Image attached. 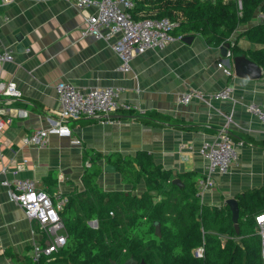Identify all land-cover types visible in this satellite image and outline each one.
Listing matches in <instances>:
<instances>
[{"label":"crops","instance_id":"1","mask_svg":"<svg viewBox=\"0 0 264 264\" xmlns=\"http://www.w3.org/2000/svg\"><path fill=\"white\" fill-rule=\"evenodd\" d=\"M85 12L73 0H0V50L13 56L0 63V80L14 81L20 91L19 98L0 97V114L11 118L0 130V264H37L32 259V244L43 242L40 234L33 232L36 223L10 198L3 180L26 177L34 180L37 188L69 196L83 189L81 175L93 150L102 154L101 187L125 189L115 169H104L109 163L107 156L144 150L162 169L171 171L172 178L181 179L187 171L195 173L197 185L207 174V161L199 147L224 125L234 137L245 134L264 140V123L246 110L248 102L264 100L263 68L257 79L227 76L217 67V62L227 60L219 46L208 45L194 34L189 43L180 39L137 54L131 60V70L123 72L111 39L82 34ZM239 33H232L230 43ZM238 45L246 55L248 49L258 47L245 35L239 37ZM59 81L80 90L117 87L122 101L164 112L195 128L149 126L117 111L103 118L70 119L71 135L49 130L39 143L23 142L30 132L52 124L58 107L55 84ZM227 85L232 87L229 99L207 103L193 97L186 104L179 102L183 92H209ZM20 109L25 114L19 115ZM73 137L80 143H74ZM236 147L237 159L229 170L214 174L213 187L199 191L203 204L221 206L227 197L264 188V147ZM143 187L141 182L135 192Z\"/></svg>","mask_w":264,"mask_h":264},{"label":"trees","instance_id":"2","mask_svg":"<svg viewBox=\"0 0 264 264\" xmlns=\"http://www.w3.org/2000/svg\"><path fill=\"white\" fill-rule=\"evenodd\" d=\"M131 2L127 11L133 19L168 17L178 23L173 34H197L212 46L229 41L232 33L246 23L230 43V55H246L238 45L239 37L245 35L258 45L248 49L247 56L264 70V20L247 24L257 12H264V0H240L239 5L236 0ZM122 112L149 126L195 128L155 109ZM230 136L242 144L264 147L261 139L245 134ZM92 152L81 175L83 189L72 191L60 212L66 243L37 264H111V260L122 263L129 256L136 259L133 264L141 260L145 264H264L255 222V216L264 212L263 187L236 195L237 232L227 204L208 206L201 202L195 173L181 174L183 187H179L171 182V171L157 165L150 152L112 153L107 160L121 175L125 189L105 190L98 181L102 154ZM141 182L143 189L135 192ZM154 221L159 222V236L154 231ZM199 246L202 255H193L192 250Z\"/></svg>","mask_w":264,"mask_h":264},{"label":"built area","instance_id":"3","mask_svg":"<svg viewBox=\"0 0 264 264\" xmlns=\"http://www.w3.org/2000/svg\"><path fill=\"white\" fill-rule=\"evenodd\" d=\"M73 2L79 10L86 11L83 16L82 34L89 33L97 38L111 39L110 46L119 57L118 68L123 72L131 70V60L137 54L149 48H162L170 42L181 39L180 36L173 34V30L178 25L177 21L168 17L133 19L127 11L132 6L131 0H73ZM119 2H122L123 9L118 6ZM226 55L229 57V50ZM12 58L11 52L0 50V63ZM217 67L222 68L225 75L234 76L230 62L219 61ZM55 90L58 107L55 109L56 114L52 124L47 129L30 132L23 137V142L39 143L49 130L60 135H71L67 124L70 119L103 118L117 111L134 110L138 113L145 110L128 101H122L121 91L117 87L103 86L80 90L67 81H59L55 84ZM231 94L232 87L229 85L209 92L190 90L180 95L179 102L186 104L193 97H197L211 103L214 100L229 99ZM1 96L20 97V91L14 81L0 80ZM246 110L264 123V100L248 102ZM17 113L22 115L25 111L20 109ZM230 119L231 116L227 115V120ZM10 122V116L2 117L0 114V130L4 124ZM73 141L80 143L79 138L76 137H73ZM236 144L242 143L232 140L227 124L214 138L201 143L199 152L207 161V174L197 182L199 191L213 187L214 174H223L229 170L237 159ZM1 183L9 187L10 198L22 208L26 217L36 223L33 232L35 230L43 239V242L35 241L32 244V259L37 262L42 257L59 250L67 239L60 212L68 201V196L58 190L50 193L37 188L35 181L26 177H17L12 181L3 180ZM255 222L260 237V257L264 263V212L255 216ZM192 252L195 256H201L202 247H196Z\"/></svg>","mask_w":264,"mask_h":264},{"label":"water","instance_id":"4","mask_svg":"<svg viewBox=\"0 0 264 264\" xmlns=\"http://www.w3.org/2000/svg\"><path fill=\"white\" fill-rule=\"evenodd\" d=\"M118 6L121 9H123L122 2H119ZM16 38L19 39L18 37H16ZM192 38H193V35H186V36H183L181 38V40L186 42V43H189V42H191ZM229 45H230V42L229 41H225V42H223V43H221L219 45V50H220L221 55L227 59L226 63H228L229 60H230V62L232 64V68H233L234 74L236 76H238V77H243V78H248V79L260 78L261 75L263 74L262 67L260 65H258L255 61L250 59L244 53L232 55L230 58L227 57L226 54H227V51L229 50ZM18 47L24 49V47L21 44H18ZM111 116L122 117L123 115H120V114L115 115V114H113ZM104 169L105 170L114 171V167L111 164H109V163L104 165ZM171 182L176 184V185H178L179 187H183V182L178 177L172 178ZM224 203L227 204L229 206V208H230L231 220L233 222V226H234L235 230L238 232L239 208H238L237 200H236L235 197L231 196V197H227L224 200ZM91 223H93V225H94L95 221H92ZM153 225H154L155 233L159 236L160 235L159 222L158 221H154ZM136 262L137 261H136V259L133 258V256H129L122 263H118L115 260H111L110 261L111 264H133V263H136ZM140 264H145V263H144L143 260H141Z\"/></svg>","mask_w":264,"mask_h":264},{"label":"rangeland","instance_id":"5","mask_svg":"<svg viewBox=\"0 0 264 264\" xmlns=\"http://www.w3.org/2000/svg\"><path fill=\"white\" fill-rule=\"evenodd\" d=\"M236 2L238 3V5L240 4V1L239 0H236ZM255 20H264V12H257V14H255V17H254V19L253 20H251L249 23H247V24H251V23H253ZM246 27V23H244V24H241L240 26H239V28L238 29H236V31H241L242 29H244Z\"/></svg>","mask_w":264,"mask_h":264},{"label":"clouds","instance_id":"6","mask_svg":"<svg viewBox=\"0 0 264 264\" xmlns=\"http://www.w3.org/2000/svg\"><path fill=\"white\" fill-rule=\"evenodd\" d=\"M174 35H175V34H174ZM177 36H179V35H177ZM180 37H181V36H180ZM181 38H182V37H181ZM229 52H230V51H229ZM230 57H231V55H229L228 58H230ZM229 62H230V60H229ZM230 63H231V62H230ZM231 65H232V64H231ZM91 222H92V221H90L89 223L91 224ZM95 224H96V222H95ZM95 224H94V225H95ZM91 225H93V223H92ZM94 225H93V226H94ZM201 247H202V246H201ZM192 251H193V250H192Z\"/></svg>","mask_w":264,"mask_h":264}]
</instances>
